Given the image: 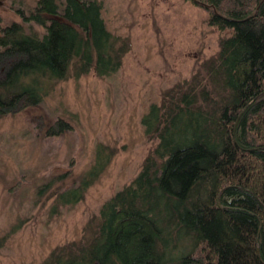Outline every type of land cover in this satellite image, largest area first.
Masks as SVG:
<instances>
[{
	"label": "trees",
	"instance_id": "trees-1",
	"mask_svg": "<svg viewBox=\"0 0 264 264\" xmlns=\"http://www.w3.org/2000/svg\"><path fill=\"white\" fill-rule=\"evenodd\" d=\"M184 1L227 33L219 52L143 116L158 143L138 176L103 204L82 239L40 264H264V0ZM36 3L29 18L19 14L42 36L20 23L0 34V120L38 107L70 77L115 75L132 49L108 30L97 1ZM69 130L57 119L46 134ZM97 148L92 168L57 203H80L105 173L115 151Z\"/></svg>",
	"mask_w": 264,
	"mask_h": 264
},
{
	"label": "rangeland",
	"instance_id": "rangeland-1",
	"mask_svg": "<svg viewBox=\"0 0 264 264\" xmlns=\"http://www.w3.org/2000/svg\"><path fill=\"white\" fill-rule=\"evenodd\" d=\"M37 1L0 0V34L20 23L27 35L42 36L40 25L26 24L17 12L29 18ZM90 1L102 4L108 30L130 38L132 49L115 75L70 77L38 107L0 120V239L6 237L0 264H40L55 248L83 238L87 223L132 183L157 146L142 126L150 106L189 80L227 35L184 0ZM57 119L72 130L53 138L46 132ZM101 144L115 151L105 173L80 203H57L59 192L78 186L92 168Z\"/></svg>",
	"mask_w": 264,
	"mask_h": 264
},
{
	"label": "flooded vegetation",
	"instance_id": "flooded-vegetation-1",
	"mask_svg": "<svg viewBox=\"0 0 264 264\" xmlns=\"http://www.w3.org/2000/svg\"><path fill=\"white\" fill-rule=\"evenodd\" d=\"M0 4H2V3H0ZM21 11H23V10H20V9L17 10L18 13H20Z\"/></svg>",
	"mask_w": 264,
	"mask_h": 264
}]
</instances>
